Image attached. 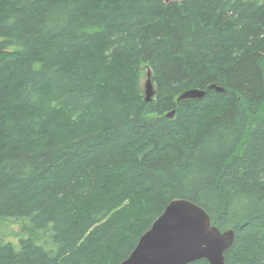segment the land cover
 Wrapping results in <instances>:
<instances>
[{
  "label": "trees",
  "instance_id": "obj_1",
  "mask_svg": "<svg viewBox=\"0 0 264 264\" xmlns=\"http://www.w3.org/2000/svg\"><path fill=\"white\" fill-rule=\"evenodd\" d=\"M173 199L264 264V0H0V264H119Z\"/></svg>",
  "mask_w": 264,
  "mask_h": 264
},
{
  "label": "water",
  "instance_id": "obj_2",
  "mask_svg": "<svg viewBox=\"0 0 264 264\" xmlns=\"http://www.w3.org/2000/svg\"><path fill=\"white\" fill-rule=\"evenodd\" d=\"M209 88L222 91L215 85ZM143 92L146 102L152 100L154 90L149 69ZM204 95V90L189 89L177 101L201 99ZM172 114L173 111L167 116ZM233 240L234 231L219 230L203 208L185 199H173L119 264H188L200 259H205L207 264H224V252Z\"/></svg>",
  "mask_w": 264,
  "mask_h": 264
},
{
  "label": "rangeland",
  "instance_id": "obj_3",
  "mask_svg": "<svg viewBox=\"0 0 264 264\" xmlns=\"http://www.w3.org/2000/svg\"><path fill=\"white\" fill-rule=\"evenodd\" d=\"M146 74H145V71H144V73L142 74V86H143V84H144V81H145V79H146V76H145Z\"/></svg>",
  "mask_w": 264,
  "mask_h": 264
}]
</instances>
